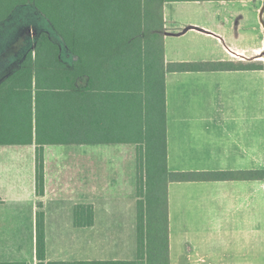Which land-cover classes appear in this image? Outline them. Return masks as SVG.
I'll return each instance as SVG.
<instances>
[{"label":"crops","instance_id":"0c3cea01","mask_svg":"<svg viewBox=\"0 0 264 264\" xmlns=\"http://www.w3.org/2000/svg\"><path fill=\"white\" fill-rule=\"evenodd\" d=\"M25 6L36 9L17 5L0 20V85L41 32L58 45L66 67L77 60L37 9L43 29L14 31ZM163 18L166 63L262 64L164 74L168 171L245 174L168 183L169 264H264V179L247 176L264 170V0L168 1ZM102 62L94 58L91 77L106 75ZM88 78L78 74L77 85ZM38 148L42 195L35 187ZM136 159V144L126 140L0 143V263L38 264L37 212L43 213L45 263L135 259L129 240L134 234L136 242Z\"/></svg>","mask_w":264,"mask_h":264},{"label":"trees","instance_id":"16d2710c","mask_svg":"<svg viewBox=\"0 0 264 264\" xmlns=\"http://www.w3.org/2000/svg\"><path fill=\"white\" fill-rule=\"evenodd\" d=\"M168 1L195 0H0V20L13 7L30 4L77 57L73 67H66L58 58V45L49 35L41 32L37 36L33 50L26 53L17 72L0 85V143L126 140L137 146L136 258L45 263L43 213L37 212L38 264H169L168 183L245 176L167 169L165 72L262 68L260 63L240 61L166 63L163 10ZM95 57L103 60L105 76H90ZM78 74L89 76L82 87L77 85ZM247 176L264 179V170ZM35 187L36 194L42 195L43 160L39 148Z\"/></svg>","mask_w":264,"mask_h":264},{"label":"rangeland","instance_id":"374dc122","mask_svg":"<svg viewBox=\"0 0 264 264\" xmlns=\"http://www.w3.org/2000/svg\"><path fill=\"white\" fill-rule=\"evenodd\" d=\"M22 10H25V13L22 14ZM36 16H40V15H39L38 11H36V9H34L31 6H25V7H23V9H20L19 12H18L17 27L15 28L14 31H16L17 34H19L23 30L24 26H31L33 32H36V30L42 28V23L39 22V20H38V18ZM45 22H47V21H45ZM49 30H50L51 35L54 38H57L58 40H60L59 36L57 35V33H55L53 30H51L50 27H49ZM32 37L33 36H32L31 33H29V34H27V36H25V41H24L25 45H28L31 42V38ZM116 146H118V145H116ZM116 146L97 145L96 147H106L107 148V147H116ZM68 147H70V146L69 145H65V146H59L57 148L59 150H63V149L68 148ZM133 171H134V168H133ZM112 178H113V176H112ZM131 178H132V184H131L132 185V191L134 192L135 175L132 174ZM135 243H136L135 242V237H134V234H133L132 239L130 238V240H129L130 257H135V254H136V252H135Z\"/></svg>","mask_w":264,"mask_h":264}]
</instances>
